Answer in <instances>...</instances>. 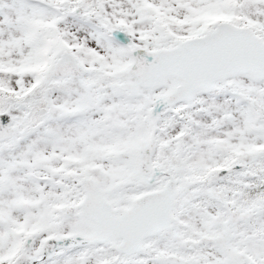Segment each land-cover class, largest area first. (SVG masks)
Returning a JSON list of instances; mask_svg holds the SVG:
<instances>
[{"label":"snow or ice","instance_id":"obj_1","mask_svg":"<svg viewBox=\"0 0 264 264\" xmlns=\"http://www.w3.org/2000/svg\"><path fill=\"white\" fill-rule=\"evenodd\" d=\"M0 264H264V0H0Z\"/></svg>","mask_w":264,"mask_h":264}]
</instances>
